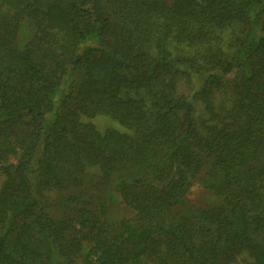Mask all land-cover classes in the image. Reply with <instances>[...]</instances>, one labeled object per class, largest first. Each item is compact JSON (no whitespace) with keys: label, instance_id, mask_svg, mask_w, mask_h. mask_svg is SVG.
Wrapping results in <instances>:
<instances>
[{"label":"trees","instance_id":"16d2710c","mask_svg":"<svg viewBox=\"0 0 264 264\" xmlns=\"http://www.w3.org/2000/svg\"><path fill=\"white\" fill-rule=\"evenodd\" d=\"M149 262L264 264V0H0V264Z\"/></svg>","mask_w":264,"mask_h":264},{"label":"rangeland","instance_id":"374dc122","mask_svg":"<svg viewBox=\"0 0 264 264\" xmlns=\"http://www.w3.org/2000/svg\"><path fill=\"white\" fill-rule=\"evenodd\" d=\"M91 122H93L97 128L104 129L107 126H115L119 127L118 124L114 121H112L109 117H106L105 115L97 116L94 119H91ZM190 198L194 200L196 203H202V202H208V195L204 193L202 187L195 186L190 193ZM148 264H154L152 262H149Z\"/></svg>","mask_w":264,"mask_h":264}]
</instances>
